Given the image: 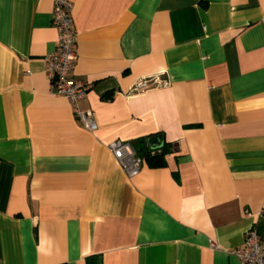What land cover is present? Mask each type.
<instances>
[{
  "label": "crops",
  "instance_id": "crops-1",
  "mask_svg": "<svg viewBox=\"0 0 264 264\" xmlns=\"http://www.w3.org/2000/svg\"><path fill=\"white\" fill-rule=\"evenodd\" d=\"M70 1L92 131L49 91L53 0H0V264H239L264 230V0ZM156 135L162 166L137 152Z\"/></svg>",
  "mask_w": 264,
  "mask_h": 264
},
{
  "label": "built area",
  "instance_id": "built-area-1",
  "mask_svg": "<svg viewBox=\"0 0 264 264\" xmlns=\"http://www.w3.org/2000/svg\"><path fill=\"white\" fill-rule=\"evenodd\" d=\"M52 23L57 30V40L54 50L43 57L44 71L50 81L51 94L64 97L76 118L87 130H95L97 124L89 110H83L80 102L85 96L88 85L72 76L74 62L77 58L76 31L73 20V4L70 0H53ZM148 78L140 79L133 90L146 88ZM109 151L128 175L136 174L142 158L129 142L114 140L107 145ZM239 264H264V230L258 232L249 229L242 243L232 251Z\"/></svg>",
  "mask_w": 264,
  "mask_h": 264
},
{
  "label": "trees",
  "instance_id": "trees-1",
  "mask_svg": "<svg viewBox=\"0 0 264 264\" xmlns=\"http://www.w3.org/2000/svg\"><path fill=\"white\" fill-rule=\"evenodd\" d=\"M167 150L168 149L163 145V147L160 149L159 152L152 154V152H150L148 150H144L143 146H139L137 148V152L143 151V155H145V158L148 160V162L152 166H162V165H164L163 155H164V153H166ZM86 264H99L97 256H89V257H87L86 258Z\"/></svg>",
  "mask_w": 264,
  "mask_h": 264
},
{
  "label": "water",
  "instance_id": "water-1",
  "mask_svg": "<svg viewBox=\"0 0 264 264\" xmlns=\"http://www.w3.org/2000/svg\"><path fill=\"white\" fill-rule=\"evenodd\" d=\"M146 142L149 148L152 150L161 149L164 145L163 137L161 135L152 136L148 138ZM140 146H143V141H140Z\"/></svg>",
  "mask_w": 264,
  "mask_h": 264
}]
</instances>
